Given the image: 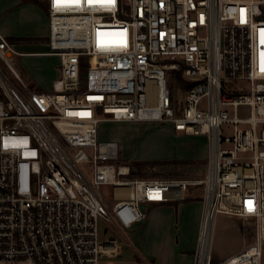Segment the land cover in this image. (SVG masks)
<instances>
[{
    "label": "built area",
    "instance_id": "2783aa9c",
    "mask_svg": "<svg viewBox=\"0 0 264 264\" xmlns=\"http://www.w3.org/2000/svg\"><path fill=\"white\" fill-rule=\"evenodd\" d=\"M43 1L59 58L50 92L20 79L0 34V264H103L120 243L100 222L125 236L142 206L190 188L202 207L193 264H264V0ZM102 120L204 136L201 174L140 176L97 140ZM218 214L251 222L252 242L214 262Z\"/></svg>",
    "mask_w": 264,
    "mask_h": 264
},
{
    "label": "rangeland",
    "instance_id": "374dc122",
    "mask_svg": "<svg viewBox=\"0 0 264 264\" xmlns=\"http://www.w3.org/2000/svg\"><path fill=\"white\" fill-rule=\"evenodd\" d=\"M26 1H31L42 8L44 6L43 0H0V25L7 28L5 30L7 35L12 33L11 30L23 33L29 29L28 24L33 21V17L24 6ZM7 13L9 16H6ZM33 22L37 23V20ZM15 50L24 51L23 48ZM8 61L20 79L30 87L38 84L34 73L41 70L44 62L50 64L51 72L54 73L55 78L56 76L58 78L59 58L57 56L46 59L39 56L12 54ZM1 65L8 72L6 66L3 63ZM175 77L170 80V89L174 101L180 104L183 94L179 86L183 88L184 85L180 75L176 74ZM97 140L116 142L121 163L138 164L137 170L140 169V176L143 177L167 176L173 169L179 174H201L203 168L200 163H178L173 167L166 163L187 160L205 163L207 158V141L204 136H185L182 133H174L169 124L160 122L129 123L102 120L98 125ZM192 189L195 191L194 195L200 192L196 188H190L182 194L184 199L176 202L180 203L178 217L176 203L167 204L168 206L171 204V209L163 207L154 212H151V209L154 210L157 205H145L148 206V209H145L148 211H145L146 220L126 231L125 236L113 231L105 222H100L101 238L104 240L112 236L120 243L118 255L112 259H103L102 263L183 264L178 258V253L189 247H194L196 250L197 247L198 206L195 203L186 205L190 203L187 200L194 201L193 198L187 197ZM106 228L108 232L104 234ZM252 228L251 222H244L237 217L225 214L216 215L211 242L213 261H221L240 250L243 245L250 244Z\"/></svg>",
    "mask_w": 264,
    "mask_h": 264
},
{
    "label": "crops",
    "instance_id": "0c3cea01",
    "mask_svg": "<svg viewBox=\"0 0 264 264\" xmlns=\"http://www.w3.org/2000/svg\"><path fill=\"white\" fill-rule=\"evenodd\" d=\"M25 3L26 4H24V6L26 7V9L29 10L31 17H33V21L36 19L37 23H34L33 21L30 22L28 24L29 29L23 33L12 31L9 28L11 30L9 31L12 33H8V35L7 33H5V30L7 28L4 25L3 26L0 25V34L8 41V43L11 45L15 54L22 55V56H39V57H43L46 59L56 57L54 55L49 54V49L47 46L48 20H47V14L45 15L46 13L45 2L43 3L44 4L43 8L39 7L37 4L31 1H26ZM6 16H9V14ZM16 48H23L24 51L15 50ZM51 71H52V68L50 67V64L44 62V65L41 68V70L38 71L37 73L36 72L34 73L35 78L38 80V84L35 87L29 86L30 89L35 90L37 92H50L52 90L53 82L57 79V76L55 78L54 73H52ZM58 71H59V67H58ZM178 163H201V162L191 161V160H187L186 162L170 161L168 164H178ZM189 192L190 194H188L187 197L193 198L194 201L187 200L188 202L190 201V203L186 205L195 203V205L198 206L197 212H196L197 233H198L200 217H201V210H202L201 202L199 198L201 193L199 192L198 195H194L195 191H193V189ZM176 202L178 201H174L173 204ZM168 203H172V202H168ZM168 203L163 204V205H157L154 210L151 209V212L162 209L163 207H167L166 209H171V204H169L168 206L167 205ZM176 205H177L176 216L178 217V206L180 205V203H176ZM142 209L144 211H147L145 209H148V206H142ZM196 241H197V235H196ZM194 252H195L194 247H189L185 249L184 251H180L178 253V258L181 259L183 264H193Z\"/></svg>",
    "mask_w": 264,
    "mask_h": 264
},
{
    "label": "snow or ice",
    "instance_id": "6c2138e0",
    "mask_svg": "<svg viewBox=\"0 0 264 264\" xmlns=\"http://www.w3.org/2000/svg\"><path fill=\"white\" fill-rule=\"evenodd\" d=\"M57 2L59 3V0H57ZM262 35H264V33H262ZM261 55L262 57H264V53H262ZM248 204H249V211H252L253 209L251 207V202H248Z\"/></svg>",
    "mask_w": 264,
    "mask_h": 264
},
{
    "label": "trees",
    "instance_id": "16d2710c",
    "mask_svg": "<svg viewBox=\"0 0 264 264\" xmlns=\"http://www.w3.org/2000/svg\"><path fill=\"white\" fill-rule=\"evenodd\" d=\"M179 82H180V77L178 78ZM184 89H187V86L183 87ZM138 171H140V169H138Z\"/></svg>",
    "mask_w": 264,
    "mask_h": 264
},
{
    "label": "bare ground",
    "instance_id": "6f19581e",
    "mask_svg": "<svg viewBox=\"0 0 264 264\" xmlns=\"http://www.w3.org/2000/svg\"><path fill=\"white\" fill-rule=\"evenodd\" d=\"M154 89V88H153Z\"/></svg>",
    "mask_w": 264,
    "mask_h": 264
}]
</instances>
